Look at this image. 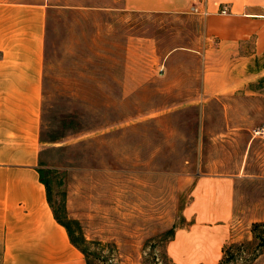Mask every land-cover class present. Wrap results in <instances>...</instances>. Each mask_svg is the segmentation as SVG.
<instances>
[{"label":"rangeland","instance_id":"374dc122","mask_svg":"<svg viewBox=\"0 0 264 264\" xmlns=\"http://www.w3.org/2000/svg\"><path fill=\"white\" fill-rule=\"evenodd\" d=\"M43 1L40 172L87 259L174 264L166 246L188 225L196 179L227 175L234 228L221 264H264V54L220 61L191 13Z\"/></svg>","mask_w":264,"mask_h":264},{"label":"crops","instance_id":"0c3cea01","mask_svg":"<svg viewBox=\"0 0 264 264\" xmlns=\"http://www.w3.org/2000/svg\"><path fill=\"white\" fill-rule=\"evenodd\" d=\"M124 4L133 12L197 15L206 37L217 44L220 61L241 62L264 54V0ZM48 11L43 0H0V264H87L56 219L41 180ZM249 42L251 48L245 47ZM210 78L206 74L205 82ZM236 182L227 175L196 179L184 210L188 225L177 228L166 246L174 264L220 263L234 228Z\"/></svg>","mask_w":264,"mask_h":264},{"label":"trees","instance_id":"16d2710c","mask_svg":"<svg viewBox=\"0 0 264 264\" xmlns=\"http://www.w3.org/2000/svg\"><path fill=\"white\" fill-rule=\"evenodd\" d=\"M45 58H46V55H45ZM41 180L46 184V182L44 181V179H42V177H41ZM46 186H47V190H48V198H49V202L51 203L50 195H49V188H48V185H47V184H46ZM51 205H52V204H51ZM53 211H54V214H55L56 219H57L61 224H63V225L67 228L72 243L75 244V245H76V246H77V247H78V248L84 253L85 258H86V261H87V264H92V263L89 261V259H87V253H86L85 249H82V248L77 244V242L75 241V239L73 238L72 233H71V231H70V229H69V226L59 218V216L57 215V213H56V211H55L54 209H53ZM173 235H174V234H173ZM172 237H173V236H172ZM172 237H171V238H172ZM226 251H227V250H226V245H225V247L223 248V257H222V259H221V261H220L219 264H221V263L224 262L225 254H227Z\"/></svg>","mask_w":264,"mask_h":264},{"label":"built area","instance_id":"2783aa9c","mask_svg":"<svg viewBox=\"0 0 264 264\" xmlns=\"http://www.w3.org/2000/svg\"><path fill=\"white\" fill-rule=\"evenodd\" d=\"M223 12H226V10H223Z\"/></svg>","mask_w":264,"mask_h":264}]
</instances>
